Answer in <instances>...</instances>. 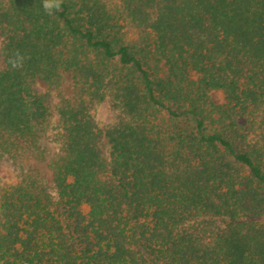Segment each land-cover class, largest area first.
Instances as JSON below:
<instances>
[{"label":"trees","instance_id":"obj_1","mask_svg":"<svg viewBox=\"0 0 264 264\" xmlns=\"http://www.w3.org/2000/svg\"><path fill=\"white\" fill-rule=\"evenodd\" d=\"M0 36V264H264V0H0Z\"/></svg>","mask_w":264,"mask_h":264},{"label":"rangeland","instance_id":"obj_2","mask_svg":"<svg viewBox=\"0 0 264 264\" xmlns=\"http://www.w3.org/2000/svg\"><path fill=\"white\" fill-rule=\"evenodd\" d=\"M0 43H1V36H0ZM36 85L41 90L49 91L50 93H52V91L47 88L46 84L42 80L36 79ZM61 88L65 95L70 94V78L67 72L62 73ZM210 99L214 103H217L221 100V96L217 92H212L210 94ZM54 101L56 102V98H54ZM92 113L95 122L100 129H104L108 127L109 125L113 124L117 119L116 114L108 108V105L104 100L97 102L93 105ZM53 125L54 128L52 133H55L57 131L56 128L57 121L55 118L53 119ZM40 143H41V147L43 148V157L39 158L36 157L34 154L29 153L25 155L23 158H21V163L24 166L37 167L45 183L47 185H50V172L46 166V162L50 158V156L57 151L58 145L56 144V142H53L49 138H45V137L41 140ZM98 144L101 151L106 155L109 150V146L106 139L102 137L99 140ZM15 179H16V175L15 172L12 170L10 162L6 159L0 160V180L13 182L15 181Z\"/></svg>","mask_w":264,"mask_h":264},{"label":"clouds","instance_id":"obj_3","mask_svg":"<svg viewBox=\"0 0 264 264\" xmlns=\"http://www.w3.org/2000/svg\"><path fill=\"white\" fill-rule=\"evenodd\" d=\"M64 0H41V7L45 14L53 15L54 12L59 11L63 5ZM29 59L19 49L14 50L9 56L7 63L13 70H19L24 67L26 60Z\"/></svg>","mask_w":264,"mask_h":264}]
</instances>
